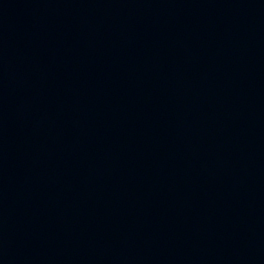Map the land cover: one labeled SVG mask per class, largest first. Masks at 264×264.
Here are the masks:
<instances>
[{
	"label": "water",
	"instance_id": "1",
	"mask_svg": "<svg viewBox=\"0 0 264 264\" xmlns=\"http://www.w3.org/2000/svg\"><path fill=\"white\" fill-rule=\"evenodd\" d=\"M0 264H264V0H0Z\"/></svg>",
	"mask_w": 264,
	"mask_h": 264
}]
</instances>
